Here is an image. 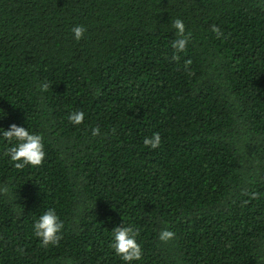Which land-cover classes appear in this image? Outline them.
<instances>
[{
  "label": "trees",
  "instance_id": "obj_1",
  "mask_svg": "<svg viewBox=\"0 0 264 264\" xmlns=\"http://www.w3.org/2000/svg\"><path fill=\"white\" fill-rule=\"evenodd\" d=\"M0 110L46 152L16 169L0 140V264H124L118 225L133 264H264V0H0Z\"/></svg>",
  "mask_w": 264,
  "mask_h": 264
},
{
  "label": "clouds",
  "instance_id": "obj_2",
  "mask_svg": "<svg viewBox=\"0 0 264 264\" xmlns=\"http://www.w3.org/2000/svg\"><path fill=\"white\" fill-rule=\"evenodd\" d=\"M172 26L179 37L172 42V47L177 52H182L188 43V38L185 36V25L182 20L176 19ZM212 30L218 37L222 35L218 28L213 27ZM72 32L74 38L80 40L84 36L86 28L83 25H78L72 28ZM177 58L176 56L173 57V59ZM186 63L191 62L188 61ZM42 87L46 90L48 85L44 84ZM68 119L73 125H79L84 120V113L73 111L68 116ZM91 134L93 136L99 135L100 129L98 127L93 128ZM0 140L7 143L4 155L16 169H23L26 166L38 167L46 157L43 137L40 134L29 131L23 125L12 123L7 129L0 127ZM143 144L145 147L156 149L161 144L160 134L154 132L152 135L145 137ZM63 228V222L56 214L55 209L52 208L39 215L33 225L34 234L44 246L58 243ZM137 235L138 233L130 226L118 225L111 231L110 247L122 259L124 264H133L134 261H139L142 258L143 252L141 245L137 242ZM174 235L173 231L165 228L159 232L158 238L162 242H168L174 238Z\"/></svg>",
  "mask_w": 264,
  "mask_h": 264
}]
</instances>
